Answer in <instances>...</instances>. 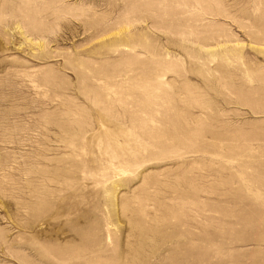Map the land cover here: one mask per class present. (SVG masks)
I'll return each mask as SVG.
<instances>
[{"label":"rangeland","instance_id":"374dc122","mask_svg":"<svg viewBox=\"0 0 264 264\" xmlns=\"http://www.w3.org/2000/svg\"><path fill=\"white\" fill-rule=\"evenodd\" d=\"M0 264H264V0H0Z\"/></svg>","mask_w":264,"mask_h":264}]
</instances>
